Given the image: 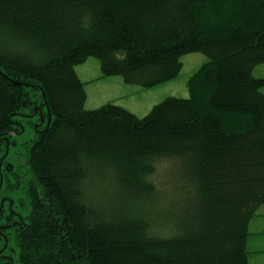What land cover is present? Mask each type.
<instances>
[{"label":"trees","instance_id":"trees-1","mask_svg":"<svg viewBox=\"0 0 264 264\" xmlns=\"http://www.w3.org/2000/svg\"><path fill=\"white\" fill-rule=\"evenodd\" d=\"M190 52L209 58L190 97L143 117L85 108L76 65L89 57L150 87ZM262 63L264 0H0V195L6 179L19 185L3 168L22 119L39 116L21 143L30 209L4 221L0 207V264H249L264 206Z\"/></svg>","mask_w":264,"mask_h":264},{"label":"rangeland","instance_id":"rangeland-1","mask_svg":"<svg viewBox=\"0 0 264 264\" xmlns=\"http://www.w3.org/2000/svg\"><path fill=\"white\" fill-rule=\"evenodd\" d=\"M181 60L183 62V68L178 76L155 86L146 87L127 82L123 75H104L100 59L94 56L89 57L86 61L76 65V70L80 78L85 82L87 94L85 108L94 109L107 103H115L143 117L151 112L154 105L162 102L169 96L190 97L188 81L209 58L202 52H190L184 54ZM253 73L257 77H264V63L258 65ZM38 119L39 116L25 117L22 119L24 130L16 137L19 145L12 147L7 158V162L11 167L5 165L3 168L5 173H10L11 184H16L19 181V185L15 188L12 186L8 187V179L4 182V187L0 195V207H4V221L8 216L15 220L19 219L21 214L26 215L28 209H30L26 186L28 185L31 173L26 164V156L21 143L31 141L35 138ZM13 169L14 171L11 173ZM254 218V221L257 222H260L264 218V206L259 209ZM255 226H257L256 230H258L256 233H262L260 230L264 228L260 227V223H257ZM255 226H253V230ZM10 246L16 248L14 238L10 239ZM249 252H251L250 249ZM10 253L17 260L18 250L12 251L10 249ZM15 264L20 263L16 261Z\"/></svg>","mask_w":264,"mask_h":264},{"label":"crops","instance_id":"crops-1","mask_svg":"<svg viewBox=\"0 0 264 264\" xmlns=\"http://www.w3.org/2000/svg\"><path fill=\"white\" fill-rule=\"evenodd\" d=\"M254 220L255 218L250 222L251 234L249 237L248 248L251 252H249V264H264V229L260 230L262 233H256L258 230H256L257 226H255L257 223H260V227L264 228V218L261 219L260 222ZM253 226H255V231L253 230Z\"/></svg>","mask_w":264,"mask_h":264}]
</instances>
